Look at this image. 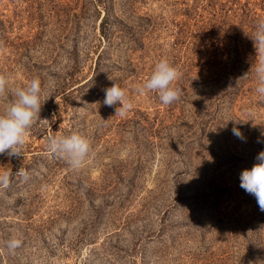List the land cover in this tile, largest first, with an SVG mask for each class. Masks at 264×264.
<instances>
[{
	"label": "rangeland",
	"instance_id": "1",
	"mask_svg": "<svg viewBox=\"0 0 264 264\" xmlns=\"http://www.w3.org/2000/svg\"><path fill=\"white\" fill-rule=\"evenodd\" d=\"M262 18L264 0H0V112L42 89L22 156L0 154L29 173L0 187V264H264V211L240 187L264 151ZM161 58L180 72L169 106L136 91ZM114 82L123 117L103 104ZM73 131L92 147L79 169L46 148Z\"/></svg>",
	"mask_w": 264,
	"mask_h": 264
},
{
	"label": "clouds",
	"instance_id": "2",
	"mask_svg": "<svg viewBox=\"0 0 264 264\" xmlns=\"http://www.w3.org/2000/svg\"><path fill=\"white\" fill-rule=\"evenodd\" d=\"M254 47L256 50V62L252 65L257 86L256 93L264 100V18L258 20L254 34ZM180 78V72L167 58H161L147 80L138 85L136 91L143 95L145 92L158 94L160 102L169 106L181 97V89L174 82ZM110 79V78H109ZM111 80V79H110ZM9 79L4 73H0V97L8 90ZM105 97L103 104L109 107L119 104L115 109V115L121 117L132 110L133 103L118 83L103 89ZM13 99L0 112V154L7 153L9 158L21 157L22 149L26 143L29 129L34 120L40 117L42 107V89L39 78L34 77L25 85L12 89ZM233 134L244 140L243 134L236 127ZM260 142V141H258ZM47 150L66 160L72 169H79L86 162L92 151L89 140L78 132L70 134H57L46 137ZM251 169H245L240 174V187L248 194L255 197L261 211H264V151H261ZM20 177L22 180L29 178L28 171L22 166L15 172L9 171L8 166H0V187L7 188L12 179ZM21 246V241L16 238L6 241L8 250L14 251Z\"/></svg>",
	"mask_w": 264,
	"mask_h": 264
}]
</instances>
